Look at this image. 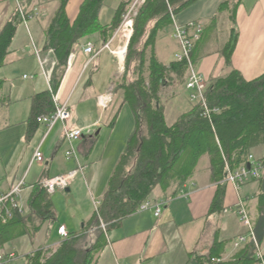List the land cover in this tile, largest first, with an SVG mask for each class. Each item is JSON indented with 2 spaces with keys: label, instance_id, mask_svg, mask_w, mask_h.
I'll return each mask as SVG.
<instances>
[{
  "label": "crops",
  "instance_id": "crops-1",
  "mask_svg": "<svg viewBox=\"0 0 264 264\" xmlns=\"http://www.w3.org/2000/svg\"><path fill=\"white\" fill-rule=\"evenodd\" d=\"M83 2L84 0L69 1L66 12L71 22L77 19ZM22 3L30 11H33L31 8L43 7L41 8L43 13L40 9L39 11L41 17L45 18L35 17L24 22L20 17V24L27 27L30 23L38 21L35 24L39 25L44 32L43 35L37 34L38 42H34L31 37L32 34H30V37L33 55L36 57L39 55V60L40 56L44 55L50 62V64L46 65L47 59L43 60L46 63L42 67V61L39 62L37 58L43 69V71L41 69V73L43 72L46 75L49 83L47 84V89H50V82L57 65V59L52 50L43 52V45L45 31L59 8V0H23ZM222 5L223 8L220 9ZM16 13V0H0V33ZM39 18L42 20H38ZM111 21L102 25L106 26ZM194 21L203 23L205 27L200 42L195 46L194 55L196 58V70L205 78L208 84L219 78L226 77L234 70L238 71L246 81H254L264 75V0H199L175 17V22L178 25H186ZM172 29L173 26L168 30ZM233 30L237 31L239 35L231 64L228 65L223 55V49L229 42ZM164 32H161L157 37L156 54L158 60L168 66L175 61V55L179 52V45L171 34L170 38L168 37L169 39L164 36L162 38L161 36ZM171 37L176 43L173 47L170 45ZM89 42H93L97 48L99 46L101 48L102 42L99 34H94L81 41L80 45L70 54V56H73L71 62L69 56L58 95L61 102H69L70 104L72 117L69 126L83 130L86 135H89L87 133L90 131L98 129L96 133V138L98 139L104 130L101 127L105 125L109 127L122 103L121 101L115 109L114 107L102 109L98 106V98L113 89L116 81H118L120 71L118 63L114 59L115 56L108 51L102 52L92 62L91 66L86 68L89 58L84 54L83 48ZM12 52L13 49L10 48V55L4 66L6 69ZM24 57V55L22 57L17 56V59L23 60ZM11 73L13 72L4 73L0 81L4 83L10 81ZM48 75H50V79H48ZM24 78L29 80L30 77L24 75ZM32 78V84L27 85L28 88H13L14 91L11 92V96L14 94L15 96L12 99L10 96L4 97L5 84H3L0 92V192H9L22 182L23 178L25 182L19 201L21 207V211H19L20 219H23V222L16 223L14 234L5 243L0 253H6L8 246L18 243L22 239L25 240L31 236L32 238L40 237L44 228L49 223L57 220L54 205L56 196L63 198L72 193H74L72 195L81 194L83 201H80L79 211L78 209L73 211L70 216V220H77L78 223H83L81 229L72 231L65 223L61 224V226L65 225L68 231L70 230V233H80L95 215L94 201L103 202L110 179L107 181L105 190H103L104 188L99 190L97 186L92 188L87 183L88 180L85 174L83 176L79 175L85 183L82 180H78L74 186L69 188V192L67 190L59 191L49 195V200H47L50 202L49 209L44 207L45 203H39V199L35 195L34 185L43 179L68 173L67 171H71L74 168L70 162H76L68 160L64 153L65 160L70 166L64 169H60L58 166L61 160L59 158L60 150L66 145L63 137V126L61 125L62 127L56 133L54 131L58 124L45 136L46 140L51 135V148L47 149L48 156L45 163L39 165L38 169L34 170L35 172L33 173H30L28 168L25 169L29 161L30 166L33 165L32 170L36 165V163H32L34 156L30 155L27 149L32 147V142L37 132L41 131L44 133L47 131L46 127L40 124L34 135L30 138L27 137V119L31 111L32 98L37 93L47 90H37L35 83L37 78ZM182 94L183 90L175 92L174 96H179L182 104L187 108L181 114L179 113L172 123H169L166 118L169 126L173 125L181 115L190 112L193 108V105L182 97ZM21 97H23L22 101H24L25 108L24 113L19 118L18 112L15 111V108L10 110V106L21 101ZM23 116L24 118H22ZM21 125H23L22 129L17 130ZM92 135L86 136L87 138L83 137L76 145L82 158L86 161H89L93 155ZM250 153L264 162V145L256 146ZM24 170L26 174L22 178ZM213 172L210 155L206 154L201 158L194 175L188 181L181 185L178 182H173L167 191L162 190L160 187L157 188L149 200L154 204L162 205L160 216H155L153 210L137 212L124 220L120 227L107 231V245L97 256L96 264H188L191 255L200 256L208 253L216 239L228 242L225 245L224 260L230 261L233 259L241 248H237L235 242L237 237L243 233V229L235 211L226 213L224 210L221 214H209L210 206L218 187V182L214 179ZM28 177L31 180H28ZM225 177L226 171L224 180ZM261 181H264L263 174L262 179L257 181L258 183L251 182L247 184L240 193H237L234 187L228 184L226 190L229 188L233 191L236 201L235 203L227 202L225 199L224 208H233L239 198L247 199L252 220L255 222L258 206L257 195ZM82 193L84 194L82 195ZM90 202L93 207L92 211L88 210V208L90 209ZM83 203L84 208L82 207ZM41 223H43V226L39 229L38 226ZM92 236L94 237V233ZM60 239L59 243L47 249L55 252L64 241L61 236ZM40 241L41 238L34 240L33 244H31V250L28 251L25 259L39 249L46 248L42 247ZM262 246L264 247V244ZM11 250L9 252L17 253L16 246H13ZM16 261H18V255Z\"/></svg>",
  "mask_w": 264,
  "mask_h": 264
},
{
  "label": "trees",
  "instance_id": "trees-1",
  "mask_svg": "<svg viewBox=\"0 0 264 264\" xmlns=\"http://www.w3.org/2000/svg\"><path fill=\"white\" fill-rule=\"evenodd\" d=\"M69 1L59 0V8L45 31L43 52L52 50L57 65L50 89L39 92L32 98L27 119L28 138L39 128L40 117L55 111L54 96L60 89L70 54L82 40L94 34H99L102 44L107 43L120 27L132 0H123L111 23L106 26L100 22L106 0H84L74 22L70 21L66 12ZM197 1L199 0H148L139 10L128 47L125 74L118 85L122 103L109 125H115L121 107L126 104L134 115L135 130L108 181L100 218L95 214L80 233L69 232V236L55 252L41 248L28 255L27 264H96L97 256L107 245V231L120 227L124 220L136 214L157 188L167 191L173 182L181 185L188 181L206 154L210 155L213 176L218 182L209 214L224 212L228 184L223 180L227 165L230 169L239 167L247 162L253 148L264 145V75L254 81H246L238 71H232L208 85V110L217 109L218 112L207 115L198 103L190 112L181 115L173 125H168L166 104L162 100L163 91L172 88L175 92L183 90L188 80L189 66L186 61H174L168 66L162 64L156 54L157 37L174 25L173 17ZM25 10L28 14L32 12H28L27 7ZM20 17L17 11L0 33V69L5 66L10 55L17 26L21 23ZM150 25L153 27L149 30ZM238 35L233 30L223 49L228 65L231 64ZM192 56L193 63L196 64L194 51ZM132 65L135 78L130 82L127 76ZM3 84L0 81V92ZM262 165L264 167V162ZM259 189L257 219L253 222L258 242L263 245L264 181H261ZM34 190L39 203H45L44 207L49 209V194L42 187L41 181L34 185ZM242 199L246 201L251 215L249 201ZM20 218L19 210H14L7 221L0 219V250L14 234L16 223L23 222ZM102 223L107 225L106 231L99 229ZM42 226L43 223L38 228ZM93 230L92 234L97 232L94 245L90 249L80 248V243ZM227 243L216 239L208 253L191 255L188 264H257L254 242L243 245L233 259L225 261L224 250Z\"/></svg>",
  "mask_w": 264,
  "mask_h": 264
},
{
  "label": "rangeland",
  "instance_id": "rangeland-1",
  "mask_svg": "<svg viewBox=\"0 0 264 264\" xmlns=\"http://www.w3.org/2000/svg\"><path fill=\"white\" fill-rule=\"evenodd\" d=\"M22 1L23 0H20V2H21L20 5L25 9L27 6L25 4H23ZM122 1L123 0H106V5L103 8L101 15H100L101 24H107L112 20L118 5ZM12 7H14V6L12 5ZM41 8H43V7H41V6H40V8L35 7V9L31 8V10L34 11L36 9H40V11H42V13H43V9H41ZM17 11H18V5H17ZM28 11H30V10H28ZM37 17H41V15L37 16ZM41 18H39L38 20H42L45 17H43L42 19ZM135 19H134V23H133V28L135 25ZM37 22L38 21H34V22L30 23L27 27L25 25H22V24H19L17 26V31H16V34H15V37L13 39L12 46H11V48L13 49V52H12V55H11L9 61H8L7 69H6V67L0 69V80H2L1 78H2L4 73L8 74L10 71L13 72L10 75L11 80L4 83L5 84L4 85V87H5L4 97L10 96L12 99V97L15 96V94L13 96H11V94H12L11 92L14 91L13 88H17V87L18 88L19 87L28 88L27 85L32 84V81H33L32 77L37 78L36 82H35L37 90H43V89L46 90L48 88L47 84H49V83H48L47 77L45 74H43V72L41 73L42 67H41V64L39 63L41 61L44 62L43 60H46L47 57L44 55H43L44 57L40 56V60H39L38 56L36 57L33 55V49L31 46V44H32L31 37L34 40V42L35 41L38 42L39 38H38L37 34H40V35L44 34L41 27L39 25L35 24ZM124 25H126V23L123 19L120 27L117 29V31L113 35V37H114L115 35L118 34L117 38L111 45L113 51H116L117 49L126 48L122 62L120 61V59L117 56L114 55L116 57V58L114 57V59L118 63V68L120 71L118 81H116L113 89L110 91L113 94V100H112L109 108L114 107V109L122 101V97L120 95V90L118 88V85L122 82V78L125 74L126 62L128 59V47H129L130 40H131L133 33H134V30H133L130 39L128 40V42H126L125 38L122 37ZM152 27H153V25H150L149 30ZM172 32H173V29L167 30L166 32H164V34H162L161 37L162 38H164V37L170 38V34H171V36L173 35ZM30 34H32L31 37H30ZM113 37L110 40H112ZM171 40L173 41L172 37H171ZM171 40H170V45H171V47H173L174 44H176V43H175V41L172 42ZM144 41H145V39H143L142 42H144ZM101 47H102V44H101ZM99 48H100V46H99ZM108 52H110V51H108ZM22 55L25 56L24 59L18 60L17 56L22 57ZM37 58H38L39 62H38ZM47 61L48 62L46 63V65L50 64L48 59H47ZM120 62H121V64H120ZM195 66H196V64H195ZM133 67H134V65L131 66V69H130L131 71L127 76V79L130 82H132L135 78V76L133 74V70H134ZM42 71H43V69H42ZM197 73H199V72L197 71ZM24 75L29 76L30 77L29 80H26V78H24ZM202 78L204 80L203 83L207 84L205 78L203 76H202ZM174 94H175V91L173 88L163 91V94H162V100L166 104V118L168 119L169 123H172L173 120H175L177 118L179 113L181 114L182 112H184V109L186 110V108H187V107H184V105L182 104L181 98L179 96L175 97ZM187 94H189V95H187ZM182 95H183L182 97L187 99V102H189L191 105H193V107L199 103V102L192 101L191 92H189V90L186 88V85H185V88L183 89ZM23 97H21V101L16 102L13 105L11 104V106H10V110H13L15 108V111L18 112L19 118L22 116V113H24V108H25V105L23 103L24 101H22ZM24 116H26V115H24ZM24 116L22 118H24ZM18 120H22V119H18ZM22 127H23V125L19 126L17 128V130L22 129ZM61 127H62L61 124H59L54 129L55 133ZM101 128L104 130L98 139L96 138V133L98 132V129H94L93 131H90L89 133H87L89 135L93 134L92 135L93 141L91 143L92 150H93V151L92 150L91 151H92L93 155L90 157L89 161H86L85 159H83L82 155L79 153L78 149H77V151H78V154L81 158L82 164L87 166V170L85 172V176L88 180L87 183L90 184V186L92 188L94 186H97L99 188V190H102L103 188H104L103 190H105L106 185H107V181L111 177V175L113 174L117 163L119 162L122 154L126 150L130 136L132 135V133L135 130L134 115L131 112L130 108L126 104H124L121 107L120 115L117 119L115 126H113L112 128H109L105 125ZM46 135H47V131L44 133H42L41 131L37 132V135H36V137H34L35 139L32 142V147L28 148V149L26 147L27 151L30 152L29 153L30 155L34 156L36 151L38 149H40V152L43 154V156L46 160V158L48 156L47 155V149L51 148V144H50L51 135L45 140ZM89 135H86V133H85L84 138L89 137ZM66 149H67V146L64 145L60 150L59 158L61 160H60V163L58 162L59 163L58 166L60 169H64V168H68L70 166V164H72L71 166H73L74 168H72L71 171L75 170L77 168L76 163L70 162V164H68L65 160L64 153H65ZM39 165H43V164L36 163V165L34 166V169L32 170L31 168L33 167V165L30 166V161H29V163L27 164L25 169L28 168L29 172L33 173V172H35L34 170L38 169ZM67 172H70V171H67ZM25 174H26V171L24 170V173L22 174V178ZM262 174H263V178H264L263 171H262ZM23 179H22V181H23ZM28 180H31V178L28 177ZM78 180H82L84 182L83 178L79 176L74 181L72 186H74V184ZM254 186H256V185H254ZM243 193H244V191H243ZM72 194H74V193H72ZM72 194L68 195L66 197H63V198L62 197L60 198V196H56L54 198V205H55V211L57 213V220L55 222L49 223L44 228L43 234L40 237H33V238H32V236L27 237L25 240L22 239L18 243H13L12 245L7 247L8 251L6 250V253H10L9 251H12L11 249L13 248V246L17 247V253L16 254L18 255V261H16L14 264H26V259H25L26 254L28 253L29 250H31L30 249L31 244H33L34 240H37V238H38V240L41 238L40 243L42 244V247H46V248L53 247L54 245L59 243L61 241L60 235H59V229H60L62 223H65L68 226V228H70V230H72V231H78L79 229H81L83 223H78L77 220H75V221L70 220V216H71L73 211H76L77 209L79 211L80 201H83V199H81V197H82L81 194H75V195H72ZM83 194L84 193H82V195ZM226 200H227V202L230 201V202H234V203L236 201L235 196L233 194V191L229 188L226 191ZM82 207L84 208V203L82 204ZM92 208L93 207H92V204L90 202V209L88 208V210L92 211ZM82 209H81V212H82ZM99 229L106 231L102 228V225L100 226ZM105 229H108L107 225H105ZM92 232H94V230L91 231L89 233V236L80 243V245H79L80 248L90 249L94 245V243L96 242L97 232L94 233V237L92 236Z\"/></svg>",
  "mask_w": 264,
  "mask_h": 264
},
{
  "label": "built area",
  "instance_id": "built-area-1",
  "mask_svg": "<svg viewBox=\"0 0 264 264\" xmlns=\"http://www.w3.org/2000/svg\"><path fill=\"white\" fill-rule=\"evenodd\" d=\"M148 0H132L129 4L123 19L126 25L129 23L131 33L133 32L134 19L138 16L139 10L146 4ZM18 5V11L24 22L27 19H32L40 16L39 9L27 13L25 9L20 5V0H16ZM173 25V39L179 45V52L175 55V61L183 62L186 61L189 66V77L186 83V88L191 92L192 101L199 102L207 115L212 112H218L217 109L213 111L208 110L206 103V93L208 83H203L202 76L197 73L195 64L193 63V51L198 42H200L203 32L204 25L199 21H194L186 25H178L175 22ZM118 35V34H117ZM117 35L112 40L104 44L101 48H97L93 42L87 43L84 48V54L89 58L86 63V68L91 66L92 62L104 51H110L113 55H116V51L112 50V43L116 40ZM39 58V55H38ZM73 56H70V62ZM46 61L42 62V67ZM121 64V62H120ZM122 67V66H121ZM48 75V79H50ZM113 100L112 92L105 93L98 98V106L102 109H107ZM55 111L49 115L40 117L39 123L44 125L49 134L58 124L63 126V137L67 145L65 156L68 160H73L77 164V168L68 173L61 174L55 177L43 179L41 181L42 187L47 191L49 195H53L59 191H66L69 189L77 177L83 176L87 169V166L82 164L80 156L77 151V143L84 137L83 130L74 129L69 126L71 120V109L69 102H61L58 93L54 96ZM32 163H45L43 154L38 149L34 155ZM263 165L262 162L257 159L253 154L248 156L247 162L240 165L235 169H230L229 165L226 168V177L224 182L232 185L237 193H240L242 188L250 181H257L262 178ZM25 187V182H20L14 188L7 193L0 192V219L5 222L8 218H11L14 210L21 211L20 197ZM102 202L94 201V213L100 218V208ZM246 201L239 198L237 204L233 208L225 209V212L235 211L240 222V226L243 229V233L236 239L235 246L237 248L246 245L249 242H254L256 245V261L257 264H264V247L258 242V238L255 231V224L249 213ZM153 210L155 216L159 217L162 211L161 204H154L152 201L147 200L139 208L138 212H144ZM102 228L105 229V225L102 223ZM59 235L66 239L69 236V231L65 225H62L59 229ZM17 260V254L15 252L0 253V264H14Z\"/></svg>",
  "mask_w": 264,
  "mask_h": 264
},
{
  "label": "bare ground",
  "instance_id": "bare-ground-1",
  "mask_svg": "<svg viewBox=\"0 0 264 264\" xmlns=\"http://www.w3.org/2000/svg\"><path fill=\"white\" fill-rule=\"evenodd\" d=\"M130 26L131 25L129 23L127 25H124V30L122 32V37L125 38L126 42H128L132 34L130 30ZM125 51H126V48L116 50V55L120 59L121 62L123 61Z\"/></svg>",
  "mask_w": 264,
  "mask_h": 264
},
{
  "label": "water",
  "instance_id": "water-1",
  "mask_svg": "<svg viewBox=\"0 0 264 264\" xmlns=\"http://www.w3.org/2000/svg\"><path fill=\"white\" fill-rule=\"evenodd\" d=\"M70 189H67V192H69Z\"/></svg>",
  "mask_w": 264,
  "mask_h": 264
}]
</instances>
